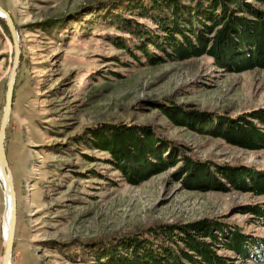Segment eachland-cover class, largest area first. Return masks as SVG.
Returning a JSON list of instances; mask_svg holds the SVG:
<instances>
[{"label": "rangeland", "instance_id": "obj_1", "mask_svg": "<svg viewBox=\"0 0 264 264\" xmlns=\"http://www.w3.org/2000/svg\"><path fill=\"white\" fill-rule=\"evenodd\" d=\"M108 1L122 0H0L21 49L4 141L17 204L11 264H91L89 253L103 242L124 243L165 223L217 219L264 237V218L247 209L263 205L264 195L225 180L211 187L177 175L186 157L264 170V147L244 148L190 119L176 123L160 109L228 117L263 109L264 68L227 69L210 54L123 65L135 60L105 37L115 29L85 22ZM13 61L12 38L0 21V123ZM104 123L150 126L168 150L162 156L177 143L178 162L126 180L108 153L85 142ZM6 215L0 178V264ZM218 254L236 264H264L225 249Z\"/></svg>", "mask_w": 264, "mask_h": 264}, {"label": "trees", "instance_id": "obj_2", "mask_svg": "<svg viewBox=\"0 0 264 264\" xmlns=\"http://www.w3.org/2000/svg\"><path fill=\"white\" fill-rule=\"evenodd\" d=\"M89 13L91 20L85 21L89 27L96 23L115 29L105 37L135 60L121 62L123 65L136 61L135 64L158 65L210 54L215 64L227 69L264 68V0H122L92 8ZM0 21L9 33L5 20ZM160 109L176 123L189 124L190 119L211 135L244 148L264 147V108L231 117L190 113L176 106ZM108 124L91 129L85 142L90 148L108 153L107 160L126 180L135 181L138 172L164 171L178 162L177 143L172 141L168 156H162L168 150L149 130L150 126ZM180 171L182 180L193 177L211 187H220L225 180L236 188L264 195L261 169L197 164L186 157L177 175ZM247 209L264 218V204ZM125 240L103 242L92 249L90 263L236 264L230 257L218 254L221 249L237 253L244 261L264 262L263 236L217 219L190 225L156 224Z\"/></svg>", "mask_w": 264, "mask_h": 264}, {"label": "water", "instance_id": "obj_3", "mask_svg": "<svg viewBox=\"0 0 264 264\" xmlns=\"http://www.w3.org/2000/svg\"><path fill=\"white\" fill-rule=\"evenodd\" d=\"M0 18H3L5 20L14 45V61L7 86L5 109L0 123V170L2 172V175L6 183L5 186L8 189V197H6V206L8 207V202L10 201L12 202V207L9 216L10 223H9L8 233L5 236L6 248H5L3 264H11L12 249L14 244V234L16 227L17 204H16V191H15L14 181L10 167L8 165L4 141H5L7 124L9 122L10 114H11L15 75H16L17 67L19 65L21 49L19 43V34L17 32L16 25L14 24V21L10 13L1 5H0Z\"/></svg>", "mask_w": 264, "mask_h": 264}, {"label": "bare ground", "instance_id": "obj_4", "mask_svg": "<svg viewBox=\"0 0 264 264\" xmlns=\"http://www.w3.org/2000/svg\"><path fill=\"white\" fill-rule=\"evenodd\" d=\"M0 173H1L0 178L2 179L3 184L5 186L6 183H5V180H4V177L2 175L1 170H0ZM5 191H6V197H8V189H7V187H6V190ZM11 207H12V202L10 201V202H8V207H7V215H6V221H5V227H4L5 228L4 236H6L7 233H8V228H9V223H10L9 216H10Z\"/></svg>", "mask_w": 264, "mask_h": 264}]
</instances>
